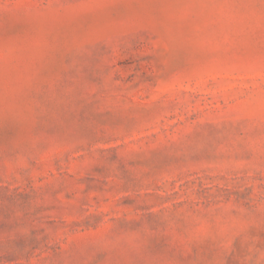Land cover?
Returning <instances> with one entry per match:
<instances>
[{
    "label": "rangeland",
    "instance_id": "rangeland-1",
    "mask_svg": "<svg viewBox=\"0 0 264 264\" xmlns=\"http://www.w3.org/2000/svg\"><path fill=\"white\" fill-rule=\"evenodd\" d=\"M0 264H264V0H0Z\"/></svg>",
    "mask_w": 264,
    "mask_h": 264
}]
</instances>
